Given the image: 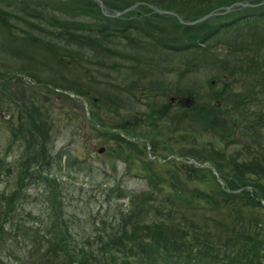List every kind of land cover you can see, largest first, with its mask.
<instances>
[{
  "label": "rangeland",
  "instance_id": "1",
  "mask_svg": "<svg viewBox=\"0 0 264 264\" xmlns=\"http://www.w3.org/2000/svg\"><path fill=\"white\" fill-rule=\"evenodd\" d=\"M38 2L54 4L48 10L59 15L69 14L75 3L74 0ZM64 3L68 7L63 9L61 4ZM60 6L62 11L59 10ZM34 7L41 8L35 4ZM46 8L42 10L45 12ZM244 13L262 14L264 4L242 7L194 24L203 23L199 30H211L214 33L211 39L201 45L205 46L203 49L191 48L181 52L166 50L138 33L132 37H115L112 33L96 34V39L102 43L100 47L88 42L81 43L78 37H74V54L71 55L74 61L71 56L66 57L73 61L70 67L57 64L52 55L38 54L41 47L38 43L36 46L24 45L19 35L21 31L29 29L34 36L42 39L48 35L18 19H11L16 27L15 40L10 42L13 48L16 47L22 53L0 47V69L3 70L0 72H9L1 74H17L1 89L5 96L12 94L10 102L6 101L4 106L10 111V120L14 123L5 127L0 122V172L3 175L0 194L11 196L18 189V171L23 165L22 157L25 156L28 142L23 134L17 140L8 129L18 127L20 121L27 125L33 104L43 112L44 120L47 121L45 144L49 149L44 162H52L50 171L54 174L51 176L59 181L58 197L64 193L65 206L62 210L68 218L76 214L91 216L90 212L86 213L87 209H95L100 204L105 208L108 196L102 189L107 192L114 189L113 197L118 191L138 195L148 190L157 197V188L160 187L154 184L152 189L149 174L157 171L167 176L169 168L179 172V167L189 168L191 163L202 160L205 162L200 166L211 168L208 175L215 176L222 187H226L225 182L214 165L224 174H239L244 178H240L243 182L246 180L251 184L254 178L259 177L260 183L264 184V17L254 16L248 23L242 19L238 25H223ZM120 16L123 14L117 17ZM3 39L6 37L0 34V41ZM19 68L26 69L25 73ZM36 68L37 71L34 70ZM32 73L50 77L53 83L39 82ZM69 79L74 81V87L81 94L63 88ZM212 80H215L213 84ZM3 82L5 80L1 79L0 83ZM217 92L222 99L220 109L242 120L241 125H235V122L230 123V126L220 124L213 115H204L202 108L186 116L178 115L185 106L168 103L171 95H188L198 104H212L215 103L213 98ZM189 107L191 110L197 109L196 106ZM111 108L116 112L111 113ZM175 116L180 120V125L174 123ZM120 120L122 128H113ZM150 121L156 123L155 131ZM92 123H109L111 125L107 130L120 132L128 141L116 136L113 138L112 132H106L103 128L96 130ZM250 124H254L252 129L249 128ZM135 132L138 137L131 135ZM11 140H16V143ZM135 140L137 143H133ZM152 141L155 143L152 144ZM100 147L104 151L99 152ZM124 155L134 158L129 167ZM176 156L181 162L168 165L169 159ZM235 160L241 165L231 163ZM252 161L257 163L254 170L242 167L244 163ZM241 168L245 169L244 174L239 173L238 169ZM215 179L212 178L207 185L191 182L189 187L210 190L219 186ZM161 186L166 191L170 190L165 184L161 183ZM48 191L50 194L51 189L47 190L45 184L41 183L23 188L16 199V208L11 213V216H20L22 223L17 222L8 233L11 238L15 232L22 233V228L18 227L20 224L25 227L32 225V221L26 222L23 216H34L36 226L44 235L48 233L55 216L53 205L48 206L46 203ZM129 198H113V204L122 203L126 207ZM256 212L255 215L261 216L264 221V207ZM92 213L96 214L95 211ZM244 215L251 216L248 213ZM76 226H70L72 232L78 230ZM18 249L19 254L25 257L27 248ZM16 262L12 260L10 264Z\"/></svg>",
  "mask_w": 264,
  "mask_h": 264
},
{
  "label": "trees",
  "instance_id": "2",
  "mask_svg": "<svg viewBox=\"0 0 264 264\" xmlns=\"http://www.w3.org/2000/svg\"><path fill=\"white\" fill-rule=\"evenodd\" d=\"M38 1L0 0V34L6 37L0 41V47L13 49L18 54L22 53L11 44L15 40L13 36L16 27L11 19H18L32 29L48 35L42 39L34 36L29 29L21 31L19 35L22 36L24 45L40 44L38 54L52 55L57 64L66 67H70L74 61V56H71L74 54V37H78L81 43L88 42L100 47L102 43L96 39L98 38L96 34L112 33L115 37L122 35L132 37L138 33L137 35L149 39L163 49L181 52L191 48L203 49L205 46L201 45L214 34L211 30H199L203 23L193 27L181 24L175 16L153 12L148 6L150 4L172 10L185 20H194L219 7L229 6L237 1L246 2V0H104L109 12L121 11L135 2H142L136 9L129 10L123 16L108 18L102 13L97 2L92 0H74L68 16L65 11V15L49 11L48 8H52L54 4L46 2L40 4ZM249 1L258 3L262 0ZM34 4L40 5L41 8L34 7ZM61 6L63 9L68 7L65 3ZM43 7H47L45 12L42 10ZM254 16L264 17V13L240 14L238 18H231L223 25H238L242 19L248 23ZM192 27L194 32L191 30ZM80 46L83 48L82 44ZM69 56L73 61L66 59ZM19 69L25 73L26 69ZM1 73L9 72H0V80H5L0 83V122L1 125L8 127L14 122H11L12 115L4 105L6 101L10 102L9 97L12 94L8 93L5 96L1 89L17 74L9 76ZM33 77L38 78L39 82H52L47 76L40 77L35 74ZM63 88L81 94L74 87L72 79H69ZM32 106L33 109L27 117V125L20 121L18 127L8 129L17 140L23 134L28 144L27 150L24 151L25 156L22 157L23 165L18 171L16 182L18 189L13 191L11 196L0 194V264H10L12 260H17V264H264V221L261 216L255 215L258 209L264 207L262 204L264 184H261L260 178L256 176L251 184L246 180L243 182L240 179L243 177L239 174L232 175L229 172L224 174L214 165L225 182L226 187H222L215 176L208 175L207 172L211 168L200 166L205 162L203 160L191 163L189 168L179 167L180 176L176 169L171 168L167 171V176L157 171L149 174V185L152 189L154 184L160 187L157 188V197L148 192L149 190L144 194L139 192L138 195L118 191L113 197L114 189L108 192L102 189L108 196L105 208L100 204L95 209H87L86 213L90 212L91 216L76 214L73 218H68L62 210L65 206L64 193L58 197L59 181L51 176L54 174L50 171L52 162L50 160L44 162L49 149L45 144L47 121L44 120L43 112L34 107V104ZM113 111L115 110L111 108L110 112ZM216 119L220 124H227L220 117ZM173 121L180 125L174 119ZM121 124L122 120L114 124L113 128L121 129ZM109 125L111 124L92 123L96 130L103 128L106 132H112L107 130ZM150 125L155 131L156 123L150 121ZM112 134L113 138L116 136L127 140V137L118 131H113ZM131 135L139 136L136 132ZM11 141L16 143V140ZM154 143L152 141V144ZM168 145H171V142H168ZM128 156L123 158L129 167L134 158ZM177 162H181L178 156L170 158L167 163L169 165ZM231 163L241 165L238 160ZM256 164L253 161L247 162L242 167L254 170ZM245 169H238L239 173H243ZM1 174L0 172V180L3 176ZM212 178L219 185L211 188L212 191L189 187L191 182L207 185ZM39 183L45 184L47 190L51 189L50 194L49 191L47 193L49 196L46 203L48 206L53 205L55 216L47 230L48 233L44 235L36 226L34 216H23L26 222L32 221V225L25 227L24 224H20L18 227L22 228V233L15 232L11 238L8 233L21 221L20 216H11L12 210L16 208L18 201L16 199L20 197L23 188ZM161 183L170 190L166 191ZM249 185L252 186L248 188ZM124 197L129 198L126 207L122 203L113 204V198L118 200ZM203 200L206 203H202ZM92 211L96 214L93 215ZM102 212L104 214H101ZM245 213L251 216H245ZM72 225H77L78 230L74 229L72 232L70 228ZM21 247L27 248L25 257L18 252V248Z\"/></svg>",
  "mask_w": 264,
  "mask_h": 264
},
{
  "label": "water",
  "instance_id": "3",
  "mask_svg": "<svg viewBox=\"0 0 264 264\" xmlns=\"http://www.w3.org/2000/svg\"><path fill=\"white\" fill-rule=\"evenodd\" d=\"M92 1L97 2V4L99 5L100 10L102 11V13L104 15L108 16V18L109 17H117V16H119L121 14L129 12V10L132 11V10L136 9V7L138 5L140 6V4L142 3V2H135L132 5L122 9L121 11H118V12H115V13H110V12L106 11V9H105L104 3H103L104 1H102V0H92ZM262 4H264V0H262V1L258 2V3H252L249 0H246V2L245 1H237V2H234V3L230 4L229 6L219 7L217 9H215V10H212V11L204 14V16L202 15L199 18H196L194 20H184V18H182L179 14H177V13L171 11V10H167L165 8H160V7L152 5V4H150L148 6L150 7V9H153L152 10L153 12H156V13H159V14H164V15L175 16L176 18L179 19L178 21L181 24L194 25V24L202 22V21H204V20H206L208 18L217 16L219 14L227 13V12H229L231 10H234L236 7L258 6V5H262ZM182 103H183L182 106H185V107H189L190 105L195 104L194 99L189 97V96L183 97L182 98ZM223 118H226L225 114H223ZM98 149H99V152L104 151L103 147H100Z\"/></svg>",
  "mask_w": 264,
  "mask_h": 264
},
{
  "label": "flooded vegetation",
  "instance_id": "4",
  "mask_svg": "<svg viewBox=\"0 0 264 264\" xmlns=\"http://www.w3.org/2000/svg\"><path fill=\"white\" fill-rule=\"evenodd\" d=\"M214 82H215V80H212L211 81V84H213ZM187 96L188 95H186V96H181V95L180 96H175V95H171V96H169V99H168L169 102L168 103H170V104L171 103H173V104H176L177 103L179 106H182V104H183L182 103V98L183 97H187ZM189 97H191V96H189ZM191 98H193V97H191ZM213 100L215 101V103H212V104H209L208 102H203V103H199L198 104V102H196V100L194 99L195 104H193L192 106L193 107L196 106L197 109L191 110L190 107H184L183 110H181L177 114L178 115L186 116L189 113H192V112L196 113L199 110L201 111V108H202L203 109L202 112L206 116H207V114H211V115H213V117H220L222 120H224L225 122H227V125H229V126H230V123H233V122H235V125H239V124L241 125V123L243 122L242 120L240 121V119H237L236 117L231 116L229 111L223 110V108L220 109L219 105L222 102V99L220 97V93L219 92L216 93V95L213 98ZM170 104H168V106ZM223 114L226 115V118H223ZM174 120L177 121L178 123H180V120H178V117L177 116L174 117ZM181 125H182V123H181ZM247 125L248 124H243L242 126H247ZM253 126H254V124H250L249 128L252 129ZM231 129H230V131H231ZM226 142H229V141L226 140Z\"/></svg>",
  "mask_w": 264,
  "mask_h": 264
}]
</instances>
